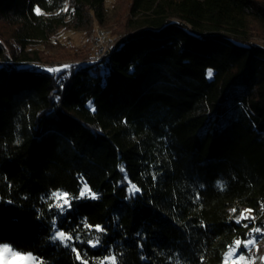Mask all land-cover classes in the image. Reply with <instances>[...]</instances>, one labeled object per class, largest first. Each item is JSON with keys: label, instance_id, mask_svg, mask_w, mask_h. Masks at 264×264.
<instances>
[{"label": "trees", "instance_id": "obj_1", "mask_svg": "<svg viewBox=\"0 0 264 264\" xmlns=\"http://www.w3.org/2000/svg\"><path fill=\"white\" fill-rule=\"evenodd\" d=\"M106 1L0 0V244L38 264H222L264 231V0H129L113 50L43 66L60 29L108 25Z\"/></svg>", "mask_w": 264, "mask_h": 264}, {"label": "rangeland", "instance_id": "obj_2", "mask_svg": "<svg viewBox=\"0 0 264 264\" xmlns=\"http://www.w3.org/2000/svg\"><path fill=\"white\" fill-rule=\"evenodd\" d=\"M129 0H107L105 4L106 19L108 22L107 26H101L98 23H94L92 28H87L81 31H75L73 28L60 29L57 34L53 37V42L49 46L50 49L44 51V61L42 65L52 69V72L59 73L64 69L69 68L72 65L94 63L100 54V49L97 47L98 33H106V40L104 47L106 51L114 49L118 41L127 38L123 33V29L118 25L122 23L124 15L126 14L127 5ZM118 23V24H117ZM256 37L253 40L257 43H264V38L258 34L261 30L256 28ZM5 37V38H4ZM0 37V47L4 49V55H11L10 45L13 42L9 41V37ZM10 44V45H9ZM2 59L0 58V62ZM59 69V71H56ZM88 189V188H87ZM87 189H83L87 193ZM59 196H63V193H59ZM62 200V199H61ZM63 203V200L62 202ZM57 232L54 233V237ZM258 238H253L255 242L249 244L244 250L240 251V247H234L230 249L224 257L222 264H264V231L259 234ZM67 236L61 243L67 242ZM250 249V250H249ZM19 252L14 250L7 244H0V264H38V262L32 259L34 257L28 256L29 253L19 252L21 255H16ZM243 254L245 259L240 260V255ZM35 258V257H34Z\"/></svg>", "mask_w": 264, "mask_h": 264}, {"label": "snow or ice", "instance_id": "obj_3", "mask_svg": "<svg viewBox=\"0 0 264 264\" xmlns=\"http://www.w3.org/2000/svg\"><path fill=\"white\" fill-rule=\"evenodd\" d=\"M49 71H52V69H49ZM56 71H59V69H57ZM207 75H208V77H212L213 73L211 71H209L207 73ZM94 110L95 109L93 108V111ZM84 188L87 189V185H85ZM137 192H139V189L138 188H135L134 191L132 192V195H135ZM87 193H90V195H86L85 190H81L79 196L76 197V199H82V198L96 199V198H98L97 195L94 192H91L90 189H87ZM54 195H56V194H54ZM67 197H68V194L67 193H64L62 197L57 195V199L58 200L59 199H62L63 200V203H60V204L56 205L61 210H63L65 206H67L69 208L71 207V201L69 199H67ZM243 218L244 219H247V217H243ZM237 222L239 223V220ZM97 230L98 231H103V229H101L99 226H97ZM253 231L259 233L261 231V229L256 228V229H253ZM53 239L54 240L55 239H59V240H61L63 242L65 240V233L63 231L57 232L56 236L53 237ZM68 239H71V237H68ZM254 242H255L254 240H248V241H246L245 242V247H247L249 244H253ZM89 243H91V241ZM96 243L97 244L99 243V239L98 238L96 240ZM240 243H241L240 241H236V247L237 248L239 247ZM65 246H70V245L67 244V243H65ZM93 246H95V244H93ZM15 254L16 255H21L19 252H16ZM28 256L31 257V254H28ZM77 258H79V253H77ZM32 259L35 260L34 257H32ZM239 259L240 260H244L245 259L244 255L241 254L240 257H239ZM41 264H43V262H41Z\"/></svg>", "mask_w": 264, "mask_h": 264}, {"label": "built area", "instance_id": "obj_4", "mask_svg": "<svg viewBox=\"0 0 264 264\" xmlns=\"http://www.w3.org/2000/svg\"><path fill=\"white\" fill-rule=\"evenodd\" d=\"M105 40H106V33L101 32L98 33V38H97V47L101 48L103 47V49L101 48L100 50V54L98 53V58L103 57L108 51H106V47H104L105 44Z\"/></svg>", "mask_w": 264, "mask_h": 264}]
</instances>
